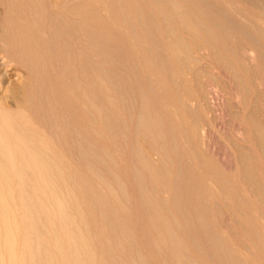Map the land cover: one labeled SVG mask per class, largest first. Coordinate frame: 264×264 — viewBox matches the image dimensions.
<instances>
[{"label": "bare ground", "instance_id": "6f19581e", "mask_svg": "<svg viewBox=\"0 0 264 264\" xmlns=\"http://www.w3.org/2000/svg\"><path fill=\"white\" fill-rule=\"evenodd\" d=\"M5 1L6 2H2L0 0V2L2 3L1 5H4L6 7L2 11V13L0 11L1 13L0 16V264H137V263L143 264V262L145 260L147 261V259H144V255H142L140 249L135 248L132 249L133 251L129 250L130 253H128L127 251V247L125 243L127 244V246H130V244L133 242L132 234L127 224V219L126 218L123 219V214H124L123 212L127 213V211H123V209H125L123 207L124 206L123 202L122 201L118 202V200L116 199V197L118 196L116 193L114 194V192H116L113 191L112 189L114 187H110L109 184L111 185V183H108L107 180L106 182L104 179L99 177V174H97L96 171L97 168L95 170L89 167L91 170L87 169L88 173L87 172L85 173L86 170L82 172L78 170L77 167L76 169L75 166L73 165H72L73 167L68 166L66 164L67 159L65 158L62 151H60V150H64V148H66V146L68 145V144L66 145L64 144L65 146H62L63 145L62 143H64L63 140H66V138L70 140V138L73 137L72 134L73 135L76 134V136L74 137H77V139L75 138L74 139L76 141L80 140L81 144L83 142L85 143V145H83L84 149L82 148L81 150L82 154L84 153L85 156V154L87 155L88 152L89 153L92 152L91 154L95 156V153H97L99 157L96 156V160L97 157L100 158L103 155H105V153H107L103 149L105 145H106L105 147L108 148L107 144H104L103 146L102 145L103 142H102V144L100 143V145L103 147H101L98 144L99 142L98 139L97 138L95 139L94 137H98L99 135L105 137L106 135L110 134V133L107 134V132H110L114 127V126L112 127L111 125L112 129L108 131V129L110 128L109 124H111L108 122L109 120L108 118L114 117L115 115L114 113H111L114 112L113 110L109 111V109L111 108L108 109L107 105L108 102L111 103L113 101L111 100L113 98L110 99V96L112 97L113 95V94L111 95V92L113 91H109V89H112V86L114 85V83L112 84V81L117 77L114 79H113L114 76L110 77L113 79L110 81L109 80L110 78L106 76L110 72V70L108 71V68H106L108 65H106V67L104 65L110 62V61L108 62V60H110L112 56V52L115 50V49L111 50L110 48L113 49L114 47L120 52L121 49H119V45L115 47V45H117L118 42L120 43V45L124 43V45H126L129 48L128 50L130 52L133 51L135 55L139 54L140 56L141 54L142 58L144 59L142 60L143 62L141 61L143 63V71L146 74L151 75L153 77V78L151 77V79H154L153 81L147 79V81L150 80V82L153 83L159 89L158 91V89L156 88L157 91L160 93V95L163 97L162 98L164 102V103L162 102L163 108H164V104L165 105L171 104V106H168L170 108L172 107L173 104H174L173 106L175 107L179 106L181 109L180 110L181 113L182 112L184 113L181 114V116L183 117V120L182 119L181 120L185 121L186 116L190 115L189 113L193 111V107L195 104L196 107L204 109L203 108L205 107L204 102H206V100L209 98L207 96V94H209L206 88L207 84H205L201 78L203 76L202 72H204L203 70L204 67L202 66L203 71L200 68L201 66L199 67V65H201L202 57L206 54L204 52L206 51V47L208 48L209 46L210 49L208 48L207 50L209 51L211 50V52H213L214 56L213 55L211 56L215 57V59L218 62L225 65L226 68L230 69V72L232 71V73L236 75V71L238 72L234 64L236 62H233V65H231L232 62L230 64L229 60L227 61V58H225L223 53L219 51L220 49L218 48V46H215L216 44L215 45L212 44L211 41H213L214 43L217 42L222 48H224L225 52L226 49L227 51L228 50L230 51L231 50L230 44L232 41L231 38L234 36L233 34L234 33L236 34V32L238 34L239 32L240 36H242L243 34L246 33L245 35L247 38V33L249 31L247 30L248 31L247 32L245 30L243 32L244 27L242 29L241 27L242 25L240 26V24H238L239 22L237 23L234 17H232L233 18L232 19L231 16L228 15L229 13H227V10H224L223 8H220L221 10H218L219 18H217L218 20H215L214 23H213L214 19L213 20L211 19L213 18L212 16L210 18L212 22L209 21V19H207L206 17H204V19H207L209 21L207 22V20L204 21L202 19L205 22V24H207L205 25L204 23H202L203 21L201 22V18L199 17L202 11L201 8L198 7L199 5L197 4L196 0L189 1V5H191V7L188 6L185 7L186 5L185 6L182 5V2L186 0H144L145 2L143 6L142 4L140 5V8H139L140 1L138 0H5ZM142 1L141 3H143ZM34 2L37 3L35 6H34ZM114 5L115 6L117 5L119 9L114 7ZM233 8L234 7H232V9ZM140 11L141 13L142 11H144L146 17H148V19L150 20L149 25L153 27V30H155L156 40L154 39L155 40L154 43L158 39H160V41L164 44V45L162 44L163 46H161L160 42L158 43V45L163 47V49L161 47L158 48V52H160L159 51L160 49L163 50L164 61H159L160 65L158 64L157 66L158 67L161 65L163 66L164 64H161V62L162 63L165 62L168 65L169 68L168 70L170 73L169 75L170 77L168 76L170 80L168 81H171L169 83L168 82L163 83V80L161 79L164 78L161 77V75L159 74L160 72L155 69V66L157 64L155 61L158 60L153 59L154 60L153 62H155L153 63L152 61H149L150 59H148V54H146V52L149 51H150L149 53L153 52V50H150L152 45H150L151 47L150 46L145 47L147 44L143 43V39L141 42L138 34L136 35L135 32L133 31V29L135 30L134 26H136L135 25L136 21L139 22L138 20H141L140 24L137 23L140 25L141 28L144 25H145L144 27H147L146 24H148V21L146 24L145 23L144 25L142 24V22H144L142 21V19L145 20L143 18L145 16H143L144 15L143 13H142L143 15H141ZM206 15H209L210 17L211 14L207 13L204 16ZM141 16L143 17L140 18ZM220 18L225 20L226 23L225 25L221 22ZM211 23L214 26L213 30H216L217 33L211 30L212 29ZM122 25H124L125 28L129 27L130 30L129 33L133 31L132 34L133 35L135 34L134 37L135 42L134 41L133 42L135 45H137L139 49H135L132 42L131 43L129 42L128 40L129 38L125 37L124 33H122L121 31ZM176 25L177 26L180 25V28H178ZM151 27L148 26L146 29L149 28L148 29L149 31L150 29H152ZM260 28L261 26L259 27V29ZM261 29L259 30L260 34H263L264 30L263 28ZM126 32H128V30H126ZM255 33L259 34L257 32ZM150 34L151 33H149V35ZM152 34L151 36H153ZM127 35L129 36V34ZM202 35L203 36L205 35L206 37L205 36L204 37L206 39ZM201 36L203 39L201 38ZM249 37L247 39H249ZM143 38L145 39V37ZM150 38L148 39L151 40ZM253 38L255 41L257 37L255 38L254 36ZM113 39L114 40L116 39L115 41L117 43H114L112 41ZM207 39L211 41L207 42ZM152 40L151 42H153ZM120 41L123 43H121ZM248 41H250V39ZM142 43L144 44V46ZM255 43H257V41L252 44L256 45ZM234 44L236 46H239V44L241 43H234ZM124 45L121 48H123ZM131 46H133L132 49ZM260 46L258 49H261L263 47L262 46L260 48ZM144 47L146 49H144ZM109 49L112 52H109L108 51ZM147 49H149V51H146ZM258 49L256 47V50ZM118 51H116V55H118L117 54ZM232 51H234V55L236 57L235 59L238 60L237 65L238 64L239 65L238 66L236 65L237 68L239 66L242 67L241 65L243 64V57L242 55L241 56L239 55L240 50H237L235 48L234 50L232 49L230 52ZM108 52H109V56L110 54L111 56L110 58L108 57L109 59L106 62L107 57H103V56H106ZM262 52L264 51L262 50ZM127 54L131 55L130 53ZM261 54L262 56L264 55L263 53H260V55ZM158 55H160V53ZM139 56H135V57L139 59L138 58ZM102 58L105 60V63L104 61L102 62L100 61L103 60ZM158 58H162V57L158 56ZM257 58H260V56ZM50 61H53V63H51ZM49 62L53 65H51ZM82 62L83 63L85 62L86 65L88 64L86 69H85L86 65L82 66L83 65ZM149 64H151L152 67ZM9 66H13L10 72H8ZM77 66L80 67L81 70L84 69L82 70L83 72L85 71L84 79L86 80L88 78L87 80H89V81L86 80L88 82L87 84L86 82L85 83L82 82V80H80V78L76 75L75 71L78 73ZM161 68L165 69L167 67L166 65L163 67H159V70L162 73L163 69L161 70ZM141 70L142 69H140L139 71ZM166 70L167 69L164 70V73L168 72ZM249 71L251 70L249 69ZM164 73L162 74L164 75ZM143 75H145L144 73L142 74V77H145ZM149 75L146 76L148 77ZM61 77H62V82L60 83ZM187 77H192L193 81L195 79V84L193 87L194 90L189 89L190 90L189 92H191L192 90V93L184 98L185 95L183 96L182 92L188 91L189 88L187 86ZM239 78L237 77V79ZM115 81L118 82L119 81L118 78ZM109 82H111L110 84L112 85H109ZM164 82L166 81L164 80ZM153 84H151V86H153ZM165 84L167 85L171 84L172 87L170 88L168 87L169 88L168 89L166 87L167 85L165 86ZM110 86L111 88H109ZM149 86L147 88H149ZM123 87L124 86H122V88ZM112 90H114L115 92L118 89L117 90L112 89ZM144 90L141 89L140 92L143 94ZM151 90L153 91L152 87ZM148 91H150V89ZM72 94L74 98H71ZM142 94L141 96L140 95L139 96L142 97ZM51 97L53 99L55 98L54 102L53 100L51 101L52 99ZM143 97L140 99H143ZM54 103L57 107L54 105ZM58 103H60L61 105ZM144 104L146 105V103ZM125 105H127V103ZM141 105L142 108L141 110L139 109L140 116L138 114L137 115V117L139 116L138 120H136L137 122H134L136 123L135 124L136 128L139 131L138 133H143L142 131L146 130L147 125L149 124V123L147 124L148 120H147V115L145 113L147 112L146 110L148 108H146L143 115L142 109L144 110V108H143V104ZM253 105L254 107L250 112L251 114L249 116V124L253 133L252 135L254 136L252 137V140L254 138L257 146L256 148H258L257 150L260 151L262 158L261 162L263 164L262 166L264 167V115L261 111L262 109L258 106L259 104H256L254 102ZM58 107L59 109L61 107V109L58 110L57 109ZM196 111L198 110L196 109ZM192 113H194V111ZM198 113L199 112H196L193 115L196 116V114ZM246 114H249V112H247ZM157 115L154 116L156 117ZM181 116L177 118L179 119L181 118ZM200 116H198V119L200 118ZM117 117H119V115ZM121 118L120 120H122ZM192 119L193 118H191L190 120L191 124L193 122ZM195 120L196 121L193 122L191 127L189 125L190 128L189 130L187 128L185 129L189 131V135H187V137L190 136V138L192 139V143L194 144L192 146H194L195 149L197 150L195 151L196 153V152H200V149L198 147L200 145V142L202 144H203L202 142L203 140L205 143L208 142L205 139L206 137L204 135L206 133L204 131H202L203 133L199 131L201 129L199 127L200 126L199 124L200 123L202 124V122H200L201 120L200 119L197 120L196 117ZM185 122L187 123V121ZM98 124L101 126V128L98 127ZM121 125L123 126V124ZM130 125L132 126V124ZM152 126H153L152 128L155 127L153 123ZM152 130L150 132H152ZM158 131H156L155 132L156 134L154 133L153 135L154 136L156 135V138H158L157 140L160 142V148L162 149L164 147L163 140L165 139H163V135H161L160 132L158 133ZM116 133L112 132L111 136L115 135ZM120 133L121 132L119 131V134ZM170 133L173 134V132ZM69 135L71 137H69ZM201 137L204 138L201 139ZM98 138L100 139V136ZM121 139H123L122 136ZM171 139L176 141V139L174 138ZM143 140L146 141V139H142V141ZM80 141H77V143L80 144L79 143ZM133 141L135 144V139ZM147 143L149 146L150 143L148 141ZM80 145H77L79 150L81 149L80 147H82V145L81 146ZM58 146L59 147L61 146V148H59ZM138 146H137L138 148L137 153L138 154L141 153L140 161L142 163L143 162L145 163L143 164L146 165L145 167L148 166L149 169H151L153 172L155 171L154 176H151V174H153L152 171H151L152 173H150V176L152 177L153 181H156L154 180L155 178L153 177H156L158 180L160 178V181L162 183V187H161L162 191L163 193L164 191L165 193H167L166 190L168 189L169 191L170 185L167 187V184L169 183L165 181H167L169 177H171L169 176L170 173L168 172L170 171V169L169 170L167 169L168 167L164 162L167 158L164 161L163 159L162 160L158 159L160 162L154 160L152 158V155L154 154L155 150H151L150 147V152L152 151L153 152L152 155L149 157L147 156L149 154V149H148L149 147L145 149L144 148L141 149V147ZM187 147L190 148V146ZM238 147H237L238 151L235 152H239L240 156L242 157V166H243L242 167L243 174H241L243 175L242 179L246 183L245 185L248 186L249 189L253 191V193L257 196V198L258 199L260 198L259 199L260 202L264 201V185L259 181V178L257 179L258 176H256L255 173L256 162H254L253 161L254 159H252L254 155L252 154L250 155L249 151L246 150V148L240 147L239 145ZM137 148L133 149L132 146L133 150H136ZM68 149L69 147L67 148V150ZM192 149L194 148L192 147ZM108 150H110V148H108ZM176 150L178 149L176 148L175 151ZM179 151L180 150L177 151V154H179L178 153ZM91 154L89 155L91 156ZM164 154L166 155L165 151ZM89 155H87L88 158L90 157ZM106 155L105 157L107 158V160L111 158V157H107ZM195 155H197V153ZM137 157L138 156H136V158ZM103 159H105L104 156ZM210 159L207 158L205 163H203L205 164L207 170L209 171L208 174L209 176L207 175V177L209 178L206 177L203 178L199 174L196 175L192 167L188 170L189 180L187 181V183H189L188 184L189 187L191 186L193 188L191 189L193 190L192 193L194 194V199H195V201H190L191 204L194 206L193 209H195V207L198 210H200L199 209L200 207H202L204 210L205 208H207L208 204L206 205L205 203L206 201H203L206 198L205 197L206 193L204 192L205 194H202L201 191H203L202 189L203 188L205 189L206 187L207 189L212 190L213 188L212 184H213V186H215L214 188L216 189H213L214 191H212V195L214 194V196L213 198L211 197V199L215 200L214 202L216 204L215 208H217V205H219L220 207V205L221 204L223 205V202H225V204H227V207L232 210L234 206H232L230 201H232L235 194L233 191H231L233 193L228 191L230 190V188L232 190L233 186L230 187L231 183L228 182L229 178L227 179V177H225L224 174L220 173L219 170L213 164L214 162L212 163ZM98 160L101 161V158ZM109 160L111 161V159ZM84 164L87 163L84 162ZM91 165L92 164L89 165L88 163L86 168H88V166ZM115 165H117V163ZM177 166L179 165L177 164ZM104 167L107 168L106 166ZM170 167H172V165H170ZM115 169L117 170L116 166ZM92 170H95L98 176L95 175V172L90 173ZM139 171H143V170H139ZM149 172H148V177H149ZM156 173L158 176L157 175L155 176ZM178 173L176 172L173 173L176 179L177 180L183 179L182 176H185V174H182L180 178L179 175H181L180 174L181 172L179 174ZM135 175L136 178L138 179L139 177L142 176V175L138 176V173ZM112 179L114 182L116 181L117 188L118 185L124 187V185H121V182L123 180L122 178H120L122 179L121 182L119 181L117 182V180H120L119 177L116 178L117 180L115 179V177ZM176 179L174 180V182H177ZM138 182L140 184V180ZM141 182L143 181L141 180ZM124 188L122 189V192L125 191ZM139 191L141 190L139 189ZM141 193H140L141 195L140 194L139 195L141 197L140 200L142 201V204L143 202L144 205L150 204V206L148 207L154 211V212L150 211L151 214L153 212L152 215L150 214L152 218L151 219L152 226L150 229L145 225L147 227L146 230L144 228V230L147 233V235L146 233L145 235L149 242V246L153 247L152 250L154 249L155 255L159 257L161 262H163L162 264H197L196 260L194 262L193 259L189 258L187 255L182 254L181 251L186 246H184V242L173 228V224L174 223L177 224L174 218L171 219L173 223L172 224L170 219H166L169 216L166 217L165 214L161 213V207L156 208L155 206L154 208L156 209V211L154 210V208H152V205L155 202L153 203L154 201L153 196L150 197L149 196L150 193L147 194L148 190L147 193L146 191L144 192V190ZM155 193L153 194L155 195ZM165 193L163 195H165ZM228 193H231L232 196H229L231 194ZM125 194H127V192ZM158 195L159 194H157V196L155 197H158ZM237 195L235 196L234 200L237 201L236 197H238V201L242 202L243 201L242 198L239 196L238 193ZM162 196H161L162 199L159 198L161 199L159 203H161V206L163 205V207L168 208L166 206L167 198L165 197L164 199V197ZM124 197H126V195ZM172 199L174 200V198ZM174 207L176 206L174 205ZM236 210H238V208L237 209L235 208V211H233L234 214L232 213V215H234V217L237 218V221H239L238 222L240 225V226L238 225L239 228H242L243 232L245 230V232H247L246 234L250 233V235L254 237L255 240L257 241L260 240L261 234L256 229L257 228L255 227L256 225H253L251 218H248L247 215H245L242 218L241 215H244V212L243 214H240V212L238 213ZM145 214L147 215V212ZM205 218L204 217L202 218L200 216V223H201L200 225L203 227L206 226L207 224ZM151 220H149L150 224H151ZM210 229L211 228H209L208 230ZM152 230L154 231L153 233ZM215 231L216 230H214V232ZM215 233L217 234V231ZM220 236L221 234L218 233V235L212 238L211 241L214 244L213 243L211 244L210 241L211 248H213L214 250V247H218L216 249L217 250L216 252H218L219 248L222 251L224 250L225 253L223 251L222 254L223 255L226 254V256L225 255L224 256L226 257V259L229 261L230 264H247V261L243 259L242 256H239V254L237 255L236 253L228 249L229 246H227L226 242L222 243L224 239L221 238ZM217 239L220 242H217ZM219 239L221 240L223 239V240L221 241ZM135 242H134V246L136 244ZM212 245L214 247H212ZM118 252H121L124 257H121L122 255L119 256L120 254L117 255L116 253ZM213 260H215V258H213ZM146 261L145 263L148 264ZM218 261L221 260H219L218 258ZM260 262L261 261H259L258 264H260Z\"/></svg>", "mask_w": 264, "mask_h": 264}, {"label": "rangeland", "instance_id": "374dc122", "mask_svg": "<svg viewBox=\"0 0 264 264\" xmlns=\"http://www.w3.org/2000/svg\"><path fill=\"white\" fill-rule=\"evenodd\" d=\"M2 2H6L5 0L3 1V0H1ZM138 1H140V3H139V8H140V5L142 4V6H143V4H144V0L142 1V0H138ZM141 1L143 2V3H141ZM187 1V2H186ZM186 1H184V2H182V5H186L185 7H191V5H189V1L190 0H186ZM197 1V4L199 5L198 7L199 8H201V11H202V13H201V15L199 16L200 18H201V22L204 20V21H206L207 19H209V21H211L212 22V20H213V23H214V21L215 20H218L217 18H219V15H218V13H219V11L218 10H221L220 8H223L224 10H227V13H229L228 15H230L231 16V18L232 17H234L235 18V20H236V22L238 23V24H240V26L242 27V29H243V27H244V29H243V32L246 30H248L247 32L249 33V35H248V33H247V38L250 36V35H253V36H250L249 37V39H250V41H248L249 39H247L246 38V33L245 34H243V35H245V36H240V33L238 32V34H237V32H236V34L234 33L233 35V37L231 38V44H230V49L232 50H234L235 48L237 49V50H240L239 51V55L241 56L242 55V57H243V64L241 65L242 67H238L237 68V66L239 65H237V62H238V60H236L235 58V55H234V51H232V52H230L229 50L227 51V49H226V52L224 51V48H222L217 42L216 43H214L213 41H211V40H208L207 39V42H210L211 41V43L212 44H216L215 46H218V48L220 49L219 51L220 52H222L223 53V55L225 56V58H227V61L229 60V62H230V64H231V62H232V64L231 65H233V62H236V63H234L235 64V67H236V70H238V72L236 71V75H238V76H236V75H234L233 73H232V71L230 72V69L229 68H226V66L225 65H223L222 63H220V62H218L216 59H215V57H213L214 55H213V52H211V50L209 51V50H207L208 48H209V46H208V48L206 47V51H204L206 54L205 55H207V56H203L202 57V61H201V65H199V67L201 68V70L203 69V67H204V72H202L203 74V76L201 77L202 78V81L205 83V84H207V86L209 87H207L206 86V88H207V90H208V92H209V94H207V96L209 97H207L208 99L206 100V102H204L205 103V107H203L204 109H202V108H198V107H196V104L194 105V107H193V111H194V113H196V112H199L198 114H196V116H194L193 114L194 113H189L190 115H185L186 116V119H185V121H187V123L185 122V121H182L183 120V117L181 116V114L183 113H181V109H180V107L179 106H173L172 105V107H175V108H170V107H168V106H171V104L170 105H165L164 104V108H163V97L160 95V93L158 92L159 91V89L153 84V83H151L150 82V80L151 81H153L154 79H151V75H149V74H146L144 71H143V61L142 60H144L143 58H142V56H141V54H140V56H139V54H137V55H135L134 53H133V51L132 52H130L128 49V47L126 46V45H124V43L123 42H121V43H123L122 45H120V43L118 42H116L114 39L112 40L114 43H117V45H115V47L116 46H118L119 45V49H121L120 50V52L116 49V48H114L113 47V49L112 48H110L111 50H114L113 52L112 51H110V49L108 50L109 52H112V56H111V54H110V56H111V58H110V56H109V52H108V56L106 55V56H103V57H107V59H106V62H107V60L110 58V60H108V62L109 63H106L104 66L106 67V65H108L106 68H108V71L110 70V72L106 75L108 78H110V77H113V79L114 78H118V82L117 81H115V80H117V78L116 79H112V78H110L109 80L111 81V80H113L112 81V84L114 83V87L112 86V89H115V90H117V91H115L114 92V90H112V89H109V91H113V92H111V95H112V97L110 96V99L111 98H113V99H111V100H113L111 103H109L108 102V109L109 108H111V109H109V111H114V112H111V113H114V115H112V114H110V115H112V116H114V117H110V118H108L109 120H108V122L109 123H111V124H109L110 126V128L108 129V131H110V129H112V127H113V129L110 131V132H107V134H109L110 136L112 135L111 133L112 132H114V133H116L115 135H113V136H111V139H113V140H111L110 139V136L109 135H106L105 137H107V138H105V137H103V136H101V135H99L100 136V139L98 138V137H94L95 139L97 138L98 139V144L100 145V143L102 144V142H103V146H104V144H107V146H108V148H110V150H108V148L107 147H105L104 146V151H106L107 153H105V155L107 156V157H111V158H109V159H111V161L109 160H107V158L105 157V155H103V154H101V155H103L104 156V158L106 159V161H105V159H103V156L102 157H100L101 158V161L100 160H98V159H100V158H98L99 157V155L97 154V153H95V156L94 155H92L91 153H89V154H91V156L87 153V155H89L90 157L88 158V156L85 154V156H84V153L82 154V152H81V150H82V148H83V145H85V143L83 142L82 144H81V141L80 140H77V141H80L79 143L82 145V147H80L81 145L80 144H78L77 143V141L75 140V139H77V137H74V136H76V134H72V138H70V140L69 139H67L66 138V140H63L64 141V143H62L63 145L62 146H65L66 144H68L67 146H66V148H64V150H60V151H62V153L64 154V156H65V158L67 159V161H66V164L68 165V166H75V168L77 167L78 168V170H80V171H82V172H84V170H86L85 171V173L87 172V169H89V170H91L89 167H91L92 169H95L96 170V168H97V174H99V177L100 178H102V179H104L105 181L107 180L108 181V183H111V185L109 184V186L110 187H114V188H112L113 189V191H116V192H114V194L116 193L117 194V196L118 197H116V199L118 200V202H120V201H122L123 202V204H124V208L125 209H123V211H127V213L126 212H123L124 214H123V219H127V224H128V226H129V228H130V231H131V234H132V243L130 244V246H127V244L125 243V245H126V247H127V251H128V253H130L129 252V250L131 251L132 249H140L141 250V252H142V255H144V259H147V263L148 264H162L163 262H161V260L159 259V257H157L156 255H155V252H154V249L152 250V248L153 247H151V246H149V242H148V240H147V237H146V235H147V233H146V228L147 227H149L150 229H151V226H152V218H151V216H150V211H153V210H151L148 206H150V204L148 205H144V202H143V204H142V201L140 200V195L142 194L141 192L144 190V192L146 191V193H147V190H148V193L147 194H149V196L150 197H152L153 196V205H152V208H154L155 206H156V208H160L161 207V213H163V214H165L166 215V217H168V218H166V219H170V221H171V223H172V220L171 219H173L174 218V220L176 221V223L177 224H175V227H174V224H173V228H174V230H175V232L179 235V237L182 239V241L184 242V246H186V247H184L183 249H182V254L183 255H187L189 258H191V259H193V261L195 262V260H196V263L197 264H227V263H229V261L226 259V254H222V252L224 251H222L220 248L218 249V252H216L217 250V248L218 247H214L213 245H212V247H214V250H213V248H211V244L213 243L211 240H212V238H214L216 235H218V233H220L221 234V238H223L222 240H223V242L222 243H224V242H226V244H227V246H229L228 247V249H230L231 251H233L234 253H236L237 255L239 254V256H242V258L243 259H245L246 261H247V264H258L259 263V261H261L260 262V264H264V201H261L260 202V198L258 199L257 198V196L253 193V191L251 190V189H249V187L248 186H246L245 184V182L243 181V179H242V177H243V175H241V174H243V171H242V157L240 156V154H239V152H235V151H238L237 150V147H238V145L240 146V147H244V148H246V150H248L249 151V154L251 155H254L253 157H252V159H254L253 161L254 162H256L255 164L258 166H256L255 165V169H256V176H258L257 177V179L259 178V181L264 185V167L262 166L263 164H262V162H261V154H260V151L259 150H257L258 148H256L257 146H256V143H255V140H254V138H253V140H254V143H253V140H252V137H254L252 134V130H251V127H250V124H249V116H250V112L252 111V109H253V107H254V102L256 103V104H259L258 106L262 109L261 111H262V113H263V115H264V55L262 56V54L260 55V53H263L264 54V52H262V50L264 51V49H263V47H264V41H263V39H264V32H263V34H260V29L261 28H263V30H264V0L262 1V0H196ZM246 1H247V3H246ZM220 2H222V3H220ZM261 2V3H260ZM262 2H263V4H262ZM186 3V4H185ZM229 4V6H228V4ZM254 3V4H253ZM258 3V4H257ZM2 3L0 2V8H1V13H2V11L6 8L4 5H1ZM4 4V3H3ZM37 3L36 2H34V6L36 5ZM220 4V5H219ZM253 4V5H252ZM113 6V5H112ZM142 6H141V9H142ZM230 6H231V9H232V7H234L232 10L230 9ZM114 7H116L117 9H119V7L116 5H114ZM229 9H228V8ZM260 8V9H259ZM114 9V8H113ZM259 9V10H258ZM216 10V11H215ZM231 10V11H230ZM114 11V10H113ZM258 11V12H257ZM1 13H0V16H1ZM140 13H141V11H140ZM144 15H143V14ZM142 13H141V15H143V16H145L146 17V14L144 13V11H142ZM211 14L210 15V17H209V15H206V16H204L205 14ZM105 16V15H104ZM143 16H141L140 18H142ZM211 16L213 17V18H211ZM143 17L145 20H143L142 19V21H144V22H142V24L144 25V23L146 24L147 23V21H148V24H146V26L148 27H151L149 24H150V20L148 19V17ZM204 17H206L207 19H204ZM212 20H211V19ZM237 18V19H236ZM203 19V20H202ZM221 19V18H220ZM233 19V18H232ZM138 20V19H137ZM139 22H137L136 21V26H134V28H135V30L133 29V31L135 32V34L137 35L138 34V36L140 37V40H141V42H142V39H143V43H146L147 45L145 46V47H148V46H150V45H152V47H153V45H154V47H153V49H152V47L150 48V50H153V52H151V53H149L150 51H149V49H147L146 51H149V52H146V54H148V59H150L149 61H154L153 59H155V60H158V61H155L157 64H156V66H155V69L156 70H158L160 73V75H161V77H163L164 79H161V80H163V83H169V82H171V81H168V80H170V73H169V68H168V65L164 62V63H162L161 62V64H164L163 66H165L166 65V67L167 68H165V69H167L166 71H168L167 73H164V68H161V70H162V73H164V75L161 73V71L159 70V67H163L162 65L161 66H157L158 64L160 65V62L159 61H164V56H163V47H161V46H163L164 44L160 41V39H158L155 43H154V41L156 40L155 38V30H153V27H151L152 29H150L149 31H148V29H146L147 27H140V23H141V20H138ZM146 21V22H145ZM202 22V23H204L205 24V22ZM208 20H207V22H209ZM221 22L225 25L226 23H225V20H223V19H221ZM242 22H244V23H242ZM137 23H139V24H137ZM142 24H141V26H142ZM212 24V23H211ZM138 25V26H137ZM205 25H207V24H205ZM258 25H259V27L261 26V28L259 29V27H258ZM177 26V25H176ZM209 26H210V23H209ZM124 27V25H122V27H121V31H122V33H124V35H125V37H127V38H129L128 40H129V42L131 43L132 42V44L134 45V48L135 49H139L138 47H137V45H135L134 44V42H135V39H134V37H135V34L133 35L132 34V32L133 31H131L130 33H129V27H127V28H123ZM178 28H180V25H178L177 26ZM211 27H212V29L211 30H213L214 28V26H213V24L211 25ZM250 27V28H249ZM210 28V27H209ZM124 31H123V30ZM126 30H128V32H126ZM262 30V29H261ZM138 31V32H137ZM143 31H144V33H143ZM214 32H216L217 33V31L216 30H213ZM212 31V32H213ZM137 32V33H136ZM255 32H257V33H259V34H256ZM126 33V34H125ZM140 33V34H139ZM149 33H153L152 35L153 36H151V34L149 35ZM127 34H129V36L127 35ZM130 34H132V35H130ZM127 35V36H126ZM148 35H149V37H148ZM260 35V36H259ZM131 36V37H130ZM150 36H151V38H150ZM203 36V35H202ZM202 36H201V38H202ZM205 36V35H204ZM203 36V37H204ZM255 36V41H254V37ZM143 37H145V39L143 38ZM150 38L153 42H151V40H149L148 38ZM154 37V38H153ZM206 37V36H205ZM204 37V38H205ZM244 37V38H243ZM261 37H262V40H261ZM236 38V39H235ZM252 38H253V41H252ZM131 39V40H130ZM155 39V40H154ZM203 39V38H202ZM206 39V38H205ZM257 39H260V40H257ZM87 40V39H86ZM147 40H149V41H147ZM242 40V41H241ZM134 41V42H133ZM257 41V43H255L256 45H254V44H252V43H254V42H256ZM258 41H260V42H258ZM148 42H150V43H152V44H150V43H148ZM160 42V45H158V43ZM206 42V41H205ZM142 43V44H143ZM232 43H233V45H234V47H233V45H232ZM234 43H241V44H239V46H236ZM249 43H251V44H249ZM258 43H259V45H258ZM163 44V45H162ZM218 44V45H217ZM124 45V47L123 48H121L122 46ZM156 45V46H155ZM245 45V46H244ZM258 45V46H257ZM261 45V46H260ZM143 46H144V44H143ZM159 46V47H158ZM206 46H207V44H206ZM247 46V47H246ZM259 46H260V48L261 49H258L259 48ZM144 47V49H146ZM162 48V49H160L159 51L160 52H158V48ZM256 47H257V49L258 50H256ZM118 48V47H117ZM133 48V46H131V49ZM210 49V48H209ZM254 51H253V50ZM162 50V51H161ZM247 50H248V52H247ZM116 51H118L117 52V54L118 55H116ZM252 51V52H251ZM259 51H260V53H259ZM157 52V53H156ZM257 52V53H256ZM127 53H130L131 55H133V56H131V55H129V54H127ZM160 53V55H158ZM259 53V54H258ZM145 54V55H146ZM152 54V55H151ZM161 54H162V56H161ZM233 54V55H232ZM256 54V55H255ZM150 55V56H149ZM160 56V57H162L163 58V60H162V58H158V56ZM211 55H213V56H211ZM222 55V54H221ZM232 55V56H231ZM243 55H245V56H243ZM255 55V56H254ZM260 56V58H257V57H259ZM135 56H139L138 58L139 59H137V57H135ZM156 56V57H155ZM234 56V57H233ZM247 56V57H246ZM263 58H262V57ZM109 57V58H108ZM119 57V58H118ZM122 57V58H121ZM135 59H134V58ZM206 57V58H205ZM142 58V59H141ZM146 58V57H145ZM152 58V59H151ZM254 58V59H253ZM257 58V59H256ZM103 59V58H102ZM135 61H134V60ZM113 60V61H112ZM117 60V61H116ZM147 60V59H146ZM247 60V61H246ZM101 62L102 61H104V63H105V60L103 59V60H100ZM128 61V62H127ZM142 61V62H141ZM51 63H53V61H50ZM49 62V63H50ZM115 62V63H114ZM118 62V63H117ZM141 62V63H140ZM155 62H153V63H155ZM50 63V64H51ZM83 63V62H82ZM81 63V64H82ZM133 63V64H132ZM150 63V62H149ZM80 64V63H79ZM141 64H142V66H141ZM245 64V65H244ZM51 65H53V64H51ZM77 65H78V63H77ZM84 65H86V63L84 62L83 63V65L82 66H84ZM136 65V66H135ZM140 65V66H139ZM150 66H151V64H149ZM237 65V66H236ZM88 66V64L85 66V69H86V67ZM203 66V67H202ZM206 66V67H205ZM245 66V67H244ZM12 67L13 66H9L8 67V72H10V70L12 69ZM152 67V66H151ZM153 67H154V64H153ZM157 67V68H156ZM234 67V66H233ZM234 67V68H235ZM248 69H247V68ZM241 68H243V69H241ZM77 69H78V73L75 71V73H76V75L80 78V80H82V82H86V84L88 83L87 81H89V80H85L84 78H85V71L83 72L82 70H84V69H82L81 70V68L80 67H78L77 66ZM76 69V70H77ZM140 69H142L141 71H139ZM246 69V70H245ZM249 69L251 70V71H249ZM81 70V71H80ZM135 70V71H134ZM202 70V71H203ZM248 71V72H247ZM81 72H82V74H81ZM112 72V73H111ZM139 72V73H138ZM206 72V73H205ZM92 73V72H91ZM144 73L145 75H143V76H145V77H142V74ZM211 75H210V74ZM237 73H239V74H237ZM166 74V75H165ZM206 76H205V75ZM209 74V75H208ZM109 75V76H108ZM146 75H149L148 77L146 76ZM232 75H234V76H232ZM132 76H133V78H132ZM169 76V77H168ZM239 76H240V78H239ZM147 77V78H146ZM169 79H168V78ZM204 77H206V78H204ZM237 77L239 78V79H237ZM138 78V79H137ZM153 78V77H152ZM167 78V79H166ZM134 79V80H133ZM147 79H150V80H148L147 81ZM142 80V81H141ZM164 80L166 81V82H164ZM239 80V81H238ZM115 81V82H114ZM121 81H122V83H121ZM207 81H208V83H207ZM215 81V82H214ZM62 82V77H61V81H60V83ZM149 82V83H148ZM239 82V83H238ZM111 82H109V85H112V84H110ZM153 84V86H151V84ZM119 84V85H118ZM139 84V85H138ZM194 84H195V79H194V81H193V79H192V77H187V86L189 87L188 88V91H183L182 92V94H183V96H184V98L185 97H187V95H189V94H191L192 93V90H194L193 89V87H194ZM263 84V85H262ZM141 85V86H140ZM150 85V86H149ZM167 84H165V86H166ZM168 85H170V86H168ZM166 87L168 88H170V87H172L171 86V84H168ZM122 86H124L123 88H122ZM149 86V88H147ZM117 87V88H116ZM121 87V88H120ZM151 87H152V89H153V91L151 90ZM154 87H155V89H154ZM246 87V88H245ZM109 88H111V86L109 87ZM125 88V89H124ZM141 88L142 90H144V92H143V94L140 92L141 91V89L139 90V89ZM158 89V91H157V89ZM168 88V89H169ZM213 88V89H212ZM150 89V91H148ZM189 89H192L191 90V92H189L190 90ZM210 89H211V91H210ZM247 91H246V90ZM138 91H139V93H138ZM152 91V92H151ZM94 92V91H93ZM158 92V93H157ZM212 92V93H211ZM216 95H214V94ZM94 94V93H93ZM116 94V95H115ZM118 94V95H117ZM141 94H142V97H143V99H140V98H142V97H140L141 96ZM211 94V95H210ZM140 95V96H139ZM156 95V96H155ZM258 95H259V97H258ZM94 96V95H93ZM147 96V97H146ZM212 96V97H211ZM71 97V96H70ZM217 97V98H216ZM258 97V98H257ZM52 98V97H51ZM71 98H74L73 97V94H72V97ZM124 98V99H123ZM55 99V98H54ZM54 99L52 98L51 99V101L53 100V102H54ZM148 99V100H147ZM160 99V100H159ZM162 99V100H161ZM259 99V100H258ZM114 100H116V101H114ZM122 100V101H121ZM127 100V101H126ZM142 100V101H141ZM217 100V101H216ZM258 100V101H257ZM118 101V102H117ZM56 102V101H55ZM116 102H117V104H116ZM120 102H121V104H120ZM163 102V103H162ZM124 103V104H123ZM127 103V105H125ZM144 103H146V105L144 104ZM157 103V104H156ZM58 104H60V103H58ZM57 104V105H58ZM119 104V105H118ZM141 104H143V108H144V110L142 109V111H143V115H144V111L146 110V108H148L146 111L147 112H145L146 113V115H147V120H148V122H147V128H146V130H144V131H142L143 133H138L139 131H138V129L136 128V123H134V122H137L136 120H138V117L140 116V112H139V109L141 110ZM54 105H55V103H54ZM61 105V104H60ZM213 105V106H212ZM220 105V106H219ZM56 106V105H55ZM59 106V105H58ZM110 106V107H109ZM140 106V107H139ZM145 106V107H144ZM57 107V106H56ZM168 107V108H167ZM178 107H179V109H178ZM218 107V108H217ZM220 108V109H219ZM248 108H249V110H248ZM58 110H60L61 109V107H60V109H59V107L57 108ZM166 109H167V111H166ZM196 109L198 110V111H196ZM208 109V110H207ZM138 110V111H137ZM153 110V111H152ZM156 111V112H155ZM196 111V112H195ZM153 112V113H152ZM159 112V113H158ZM162 112V113H161ZM176 112H178V113H176ZM222 112V113H221ZM247 112H249V114H246ZM110 113V112H109ZM200 113H202V114H200ZM139 114V116L137 117V115ZM157 115L156 117L154 116V115ZM160 114V115H159ZM163 114V115H162ZM184 114V113H183ZM194 116H192V115ZM109 115V116H110ZM119 115V117H117ZM121 115V116H120ZM123 115V116H122ZM145 115V116H146ZM150 116V118H149V116ZM162 115V116H161ZM181 116V118H177V117H179V116ZM203 117H201V116ZM207 115V116H206ZM246 115V116H245ZM108 116V117H109ZM134 116V117H133ZM190 116H192V117H190ZM198 116H200V122H202V124L200 123L199 125V127L201 128H199L200 130V132H202V131H204L206 134H204L205 135V139L207 140V142L208 143H205L204 142V140L202 141L203 142V144L200 142V145L198 146L199 147V149H200V152H196L197 153V155H195L196 153H195V151H197L196 149H195V147L194 146H192V145H194L193 143H192V139L190 138V136L189 137H187V135H189V131H187V129L189 130L190 128H189V125H190V127H191V125L193 124V122L194 121H196L195 120V117H196V119L197 120H199L198 119ZM122 117V118H121ZM124 117V118H123ZM126 117H127V119H126ZM129 117V118H128ZM115 118V119H114ZM120 118L122 119V120H120ZM131 118V119H130ZM160 118V119H159ZM166 118H167V120H166ZM191 118H193L192 119V124H191ZM247 120H246V119ZM117 119V120H116ZM126 121H125V120ZM146 119V118H145ZM155 119V120H154ZM157 119V120H156ZM161 119H162V121H161ZM180 121L181 119V121L179 122L178 120ZM207 119V120H206ZM114 120V121H113ZM124 120V121H123ZM174 120V121H173ZM203 120H204V122H203ZM156 121V122H155ZM166 121V122H165ZM131 122V123H130ZM181 122H183V123H181ZM185 122V123H184ZM118 123V124H117ZM150 123H151V125H150ZM152 123H153V125L155 126L154 128H152L153 126H152ZM114 124V125H113ZM121 124H123V126H124V128H123V126L121 125ZM130 124H132V126L130 125ZM171 124V125H170ZM111 125H112V127H111ZM115 125H116V127H115ZM131 126V127H130ZM135 126V127H134ZM158 126V127H157ZM98 127H100L101 128V126L98 124ZM119 127V128H118ZM162 127V128H161ZM171 127H173V128H171ZM100 128H99V130H100ZM127 128V129H126ZM130 128V129H129ZM155 128H156V131H158V133L160 132L161 133V135H163V139H165V140H163V143H164V147L163 148H166V149H163L165 152H166V155L164 154V151L160 148V142L157 140L158 138H156V135L154 136L153 134L156 132L155 131ZM182 128H183V130H182ZM185 128H187V129H185ZM121 129V130H120ZM125 129H126V131H125ZM134 129H135V131H134ZM155 131H153V130ZM172 131H171V130ZM152 130V132H150ZM161 130V131H160ZM174 130V131H173ZM119 131L121 132L120 134H119ZM185 133H184V132ZM187 131V132H186ZM49 132V131H48ZM147 132V133H146ZM170 132H173V134L172 133H170ZM181 132V133H180ZM132 133V134H131ZM145 133V134H144ZM203 133V132H202ZM141 134V135H140ZM143 134H144V136H145V138H144V136H143ZM156 134V133H155ZM173 135V137H172V135ZM180 134H182L183 135V137H182V135H180ZM71 135V134H70ZM69 135V137H71ZM93 135V134H92ZM123 137V139H121V136ZM137 135V136H136ZM180 135V136H179ZM203 135V136H204ZM67 136H68V133H67ZM95 136V135H94ZM97 136V135H96ZM114 136H115V138H114ZM119 137V138H117V137ZM124 136H125V138H124ZM142 136V137H141ZM147 136V137H146ZM153 136V137H152ZM200 136H202V135H200ZM68 137V138H69ZM103 137V138H102ZM113 137V138H112ZM136 137V138H135ZM151 137V138H150ZM179 137H181V138H179ZM185 137V138H184ZM75 138V139H74ZM133 138V139H132ZM146 139V141L145 140H143L142 141V139ZM154 138V139H153ZM171 138H174V139H176V141H174L173 139H171ZM183 138V139H182ZM189 138V139H188ZM204 137H201V139H203ZM80 139V138H79ZM118 139H120V140H118ZM125 139V140H124ZM135 139V144L138 146V147H141V149L142 148H148L149 149V154L147 155V156H151L152 155V152H150V147H151V150H155V152H154V156L152 155V158L154 159V160H157V161H159L158 159H160V160H162L163 159V161L165 162V164L167 165V169L169 170L170 169V171L172 172V171H174V172H170V171H168L167 173L169 174V176H171V177H169V179H168V177H167V181H165V182H167V183H169V184H167V187L169 186V191H168V189L166 190V192L167 193H165V191H164V193H165V195H163L164 193H163V191H162V183H161V181H160V178H159V180L156 178V177H153V178H155L154 180H156V181H153V179H152V177L151 176H154V173H155V171L153 172L151 169H149V167L147 166V167H145L146 165H143V164H145L144 162L142 163L141 161H140V159H141V156H140V154L141 153H137V150H138V148H137V146L134 144V140ZM141 139V140H140ZM153 139V140H152ZM71 140H72V143H71ZM115 140V141H114ZM186 140V141H185ZM205 140V141H206ZM56 141V140H55ZM76 141V142H75ZM97 141V140H96ZM142 141V142H141ZM147 141L150 143L149 144V146H148V143H147ZM154 141V142H153ZM169 141V142H168ZM186 143H185V142ZM60 142H62V141H60ZM66 142V143H65ZM115 142V143H114ZM97 143V142H96ZM174 143H176V144H173ZM185 143V144H184ZM192 143V144H191ZM56 144H58V143H56ZM65 144V145H64ZM114 144V145H113ZM146 144V145H145ZM178 144V145H177ZM187 144V145H186ZM191 144V145H190ZM207 144V145H206ZM77 145H80L79 147L81 148L80 150H79V148H78V146ZM117 145V146H116ZM121 145V146H120ZM135 145V146H134ZM168 145V146H167ZM186 145V146H185ZM202 145V146H201ZM205 145H206V147H205ZM101 146V145H100ZM103 146H101V147H103ZM110 146V147H109ZM132 146H133V149L134 148H137L136 150H133L132 149ZM175 146H176V148L178 149V150H180L178 153L179 154H177V151L178 150H176L175 151ZM183 146V147H182ZM187 146H190V148L189 147H187ZM194 148V149H192V147ZM59 147V146H58ZM69 147V152H68V150H67V148ZM76 147V148H75ZM235 147H236V149H235ZM59 148H61V146L59 147ZM107 148V149H106ZM116 148V149H115ZM160 148V149H159ZM239 148V147H238ZM78 149V150H77ZM84 149V148H83ZM117 149H119V150H117ZM190 149V150H189ZM193 151H192V150ZM202 149V150H201ZM208 149V150H207ZM157 150V151H156ZM189 150V151H188ZM204 150V151H203ZM206 150V151H205ZM136 152V153H133V152ZM160 151H162V152H160ZM188 151V152H187ZM192 151V152H191ZM203 151V152H202ZM247 151V152H248ZM95 152V151H94ZM108 152H110V153H108ZM176 152V153H175ZM70 153V154H69ZM132 153V154H131ZM156 153V154H155ZM159 153V154H158ZM192 155H191V154ZM205 153V154H204ZM83 155V158H82V155ZM94 154V153H93ZM97 154V155H96ZM134 154V155H133ZM136 154V155H135ZM215 154V155H214ZM236 154H238V155H236ZM259 154V155H258ZM110 155V156H109ZM181 155V156H180ZM207 155H208V157H207ZM218 155V156H217ZM96 156H98L97 157V160H96ZM122 156V157H121ZM135 158H134V157ZM136 156H138L137 158H136ZM200 156V157H199ZM238 156V157H237ZM71 157V158H70ZM84 157H86V158H84ZM91 157H93V158H91ZM161 157V158H160ZM176 157V158H175ZM186 157V158H185ZM204 157H206V158H204ZM240 157V158H239ZM259 157V158H258ZM113 158V159H112ZM122 158V159H121ZM139 158V159H138ZM179 158V159H178ZM182 160H181V159ZM210 159V161L215 165V167L219 170V172L220 173H222V174H224V176L225 177H227V179H228V182H230L231 183V185H230V187H232L233 186V189L231 190V188H230V190L228 191V192H231V191H233L234 192V198H235V196L237 195V193L239 194V196L242 198V202L241 201H238V197H236L237 199V201H235L234 200V198L232 199V201H230V203L232 204V206H234L233 207V209L231 210V209H229L228 207H227V204H225V202H223V205H222V207H221V205H220V207H219V205H217V208H215L216 206V204L214 203L215 202V200L214 199H211V197L213 198V196H214V194L212 195V191H214L213 189H216V188H214L215 186H213V184H212V190H209V189H207V187L204 189H202L203 191H201L202 192V194H205L206 193V195H205V199L203 200V201H206L205 203H206V205L208 204V206H207V208H205V210L202 208V207H200L199 209L200 210H198V209H196V207H195V209H193L194 208V206L191 204V202L190 201H195V199H194V194L192 193L193 192V188L190 186L189 187V183H187V181L189 180L188 178V170L192 167L193 168V170H194V172H195V174L196 175H201L203 178L204 177H206V178H209V177H207V175L209 174V171L207 170V168H206V166H205V164H203V163H205V161H206V159ZM115 159V160H114ZM173 159V160H172ZM257 159V160H256ZM138 160V161H137ZM172 160V161H171ZM237 160V161H236ZM259 160V161H258ZM96 163H95V162ZM100 161V162H99ZM113 161H114V163H113ZM156 161V162H157ZM84 162L85 163H89V165L90 164H92L91 166H88V168H86V166H87V164H84ZM160 162V161H159ZM167 162V163H166ZM171 162V163H170ZM181 162V163H180ZM184 162V163H183ZM117 163V165H115ZM170 163V164H169ZM70 164V165H69ZM106 166L107 168H105L104 166ZM177 164L179 165V166H177ZM93 165H95V166H93ZM102 165V166H101ZM170 165H172V167H170ZM182 165V166H181ZM188 165V166H187ZM192 165V166H191ZM72 166V167H73ZM93 166V167H92ZM115 166H116V168H117V170L115 169ZM123 166V167H122ZM204 166V167H203ZM241 166V167H240ZM81 167V168H80ZM127 167V168H126ZM129 167V168H128ZM135 167V168H134ZM76 168V169H77ZM146 168H148V169H146ZM173 168V169H172ZM177 168H178V170L179 169H181V170H179V173L181 174V175H179V177L181 178V176H182V174H185V172H186V174H185V176H182L183 177V179H180V180H177L176 179V177H175V175L173 174V173H178V170H177ZM205 168V169H204ZM239 168V169H238ZM241 168V169H240ZM138 169V170H137ZM166 169V170H167ZM186 169V170H185ZM95 170H92L90 173H93V172H95ZM106 170V171H105ZM109 170V171H108ZM131 170V171H130ZM139 170H143V171H139ZM112 171H113V173H112ZM133 171V172H132ZM136 171V172H135ZM139 171V172H138ZM150 171V172H149ZM153 172V174H151V176H150V173H152ZM208 171V172H207ZM239 171V172H238ZM99 172V173H98ZM148 172H149V177H148ZM183 172V173H182ZM88 173V172H87ZM125 173H126V175H125ZM132 173H134V174H132ZM138 173V176L140 175H142L141 177H142V179H141V177H139V179L138 178H136V175L135 174H137ZM140 173V174H139ZM142 173H144V174H142ZM178 173V174H179ZM239 173V174H238ZM96 174V172H95V175H97ZM110 174V175H109ZM112 174V175H111ZM114 174V175H113ZM129 174H130V176H129ZM173 174V175H172ZM133 175V176H132ZM157 175V173L155 174V176ZM98 176V175H97ZM103 176V177H102ZM115 177V179L116 178H118L119 177V179L120 178H122V179H120V180H117V182L119 181V182H121V180H122V182H121V185H124V187L122 186H120V185H118V188H117V183H116V181L114 182L113 181V179L112 178H114ZM158 176V175H157ZM209 176V175H208ZM223 176V175H222ZM238 176H239V178H240V180H239V178H238ZM106 177V178H105ZM133 177V178H132ZM150 177H151V179H150ZM175 177V178H174ZM224 177V178H225ZM136 178V179H135ZM171 178V179H170ZM174 178V179H173ZM145 179V180H144ZM150 179V180H149ZM177 180V182H174V180ZM140 180V184H139V181ZM141 180L143 181V182H141ZM106 181V182H107ZM113 181V182H112ZM158 181V182H157ZM179 181V182H178ZM184 181V182H183ZM186 181V182H185ZM153 182H155V183H153ZM174 182V183H173ZM152 183V184H151ZM177 183V184H176ZM180 183V184H179ZM244 183V184H243ZM119 184V183H118ZM151 184V185H150ZM137 185V186H136ZM161 185V186H160ZM175 185V186H174ZM177 185V186H176ZM244 185H245V187H244ZM146 188H144V187ZM150 186V187H149ZM157 186V187H156ZM119 187H120V189H119ZM142 187V188H141ZM175 187V188H174ZM124 188V190L125 191H123L122 192V189ZM192 188V189H191ZM139 189L141 190V191H139ZM156 189V190H155ZM177 189H179V190H177ZM229 189V188H228ZM136 190V191H135ZM154 190H155V192L157 193V194H159L158 195V197H155V196H157V194L154 192ZM207 190V191H206ZM179 191V192H178ZM252 191V192H251ZM127 192V194H125ZM205 192V193H204ZM233 192H231V193H233ZM123 193V194H122ZM141 193V194H140ZM153 193H155V195L153 194ZM163 195H161V194ZM177 195H176V194ZM179 193V194H178ZM231 193H228V194H231ZM126 195V197H124L125 195ZM140 194V195H139ZM122 195V196H121ZM124 195V196H123ZM162 197H164V199H165V197L167 198L166 200H167V202H166V206L169 208H165V207H163V205L161 206V203H159V201H161V196ZM176 195V196H175ZM134 196V197H133ZM208 196V197H207ZM229 196H232V194L231 195H229ZM238 196V195H237ZM256 196V197H255ZM155 197V198H154ZM179 198V201H178V198ZM190 197V198H189ZM125 198V199H124ZM131 198V199H130ZM159 198H161V199H159ZM172 198H174V200L172 199ZM123 199V200H122ZM159 199V200H158ZM230 199H231V197H230ZM133 200V201H132ZM156 200H158V201H156ZM165 200V201H166ZM169 200V201H168ZM140 201V202H139ZM172 201V202H171ZM174 201H176V202H174ZM189 201V202H188ZM208 201V202H207ZM211 201V202H210ZM247 203H245V202ZM254 201V202H253ZM121 202V203H122ZM179 204H178V203ZM239 202V203H238ZM241 202V203H240ZM160 205H159V204ZM168 203V204H167ZM172 203V204H171ZM175 203V204H174ZM263 203V204H262ZM125 204H126V206H125ZM134 204V205H133ZM142 204V205H141ZM156 204V205H155ZM178 204V205H177ZM253 204V205H252ZM257 204V205H256ZM143 205H144V207H143ZM165 205V204H164ZM174 205L176 206V207H174ZM181 205V206H180ZM205 205V206H206ZM191 206V207H190ZM256 206V207H255ZM260 207V209H261V211H260V209H259V207ZM142 207V208H141ZM146 207H148V208H146ZM174 207V208H173ZM178 207V208H177ZM250 207V208H249ZM177 208V209H176ZM202 208V209H201ZM209 208V209H208ZM215 208V209H214ZM231 208V207H230ZM235 208L237 209L238 208V210H236L238 213L240 212V214H243V212H244V215H241L242 216V218L245 216V215H247L248 216V218H251V221H252V223H253V225H256L255 227H257L256 229L259 231V233L261 234V239L260 240H255V238L254 237H252L251 235H250V233H248V234H246L247 232H245V230H244V232H243V230H242V228H239V221H237V218H235L234 217V215H232V213L234 214V212L233 211H235ZM165 209V210H164ZM169 211H168V210ZM129 210V211H128ZM154 210L156 211V209L154 208ZM157 210H159V209H157ZM240 210V211H239ZM242 210V211H241ZM251 210V211H250ZM145 211V212H144ZM168 211V212H167ZM180 211V212H179ZM200 211H203V212H200ZM216 211V212H215ZM232 211V212H231ZM256 211V212H255ZM147 212V215L145 214ZM154 212V211H153ZM153 212H152V214H153ZM195 212V213H194ZM199 212V213H198ZM207 212V213H206ZM247 213V214H246ZM126 214V215H125ZM145 214V215H144ZM151 214V215H152ZM195 214V215H194ZM250 214V215H249ZM128 215V216H127ZM198 215V216H197ZM233 217H232V216ZM262 215V216H261ZM200 216L203 218H205V220H206V222H207V224H209V225H207L206 224V226H201L200 224ZM192 217V218H191ZM208 217V218H207ZM150 218V219H149ZM263 218V219H262ZM143 221H142V220ZM148 219V220H147ZM145 220H146V222H145ZM149 220H151V224L149 223ZM173 220V221H174ZM191 220V221H190ZM199 220V221H198ZM197 221V222H196ZM188 222H189V224H188ZM263 222V223H262ZM143 223V224H142ZM147 223V224H146ZM199 223V224H198ZM236 223V224H235ZM238 223V224H237ZM148 224H150V225H148ZM191 224V225H190ZM147 227H146V226ZM178 227H177V226ZM181 225V226H180ZM189 225H190V227H189ZM239 225V226H238ZM134 226V227H133ZM208 226V227H207ZM262 226V227H261ZM182 227V228H181ZM203 227V228H202ZM206 227V228H205ZM215 227V228H214ZM135 228V229H134ZM144 228H145V230H144ZM178 228V229H177ZM199 228H201V229H199ZM209 228H211L210 230H208ZM177 229V230H176ZM186 229V230H185ZM206 229V230H205ZM214 230H216L217 231V234L214 232ZM179 231V232H178ZM207 232V234H206V232ZM209 231V232H208ZM133 232H134V234H133ZM148 232V231H147ZM154 231L152 230V233H153ZM145 233H146V235H145ZM149 233V232H148ZM151 233V232H150ZM216 235H215V234ZM244 233H245V235H244ZM142 234V235H141ZM204 234H205V236H204ZM212 234H214V235H212ZM246 235H248V236H246ZM191 236V237H190ZM212 236V237H211ZM206 237V238H205ZM209 237H211V238H209ZM217 238V237H216ZM215 238V239H216ZM135 239V240H134ZM206 239V240H205ZM210 239V240H209ZM191 240V241H190ZM195 240H196V243H195ZM219 240H221V239H219ZM221 240V241H222ZM136 241V242H135ZM208 241V242H207ZM210 241H211V244H210ZM134 242L136 243L135 244V246H134ZM217 242H220V241H218V239H217ZM148 243V244H147ZM210 245H209V244ZM214 244V243H213ZM198 245V246H197ZM242 245H245V246H242ZM146 246V247H145ZM132 247V248H131ZM143 247V248H142ZM199 247V248H198ZM210 247V248H209ZM131 248V249H130ZM186 248V249H185ZM198 248V249H197ZM243 250H242V249ZM263 248V249H262ZM235 249V250H234ZM213 250V251H212ZM133 251V250H132ZM153 251V252H152ZM214 251H215V253H214ZM213 253V254H212ZM218 253V254H217ZM220 253V254H219ZM224 253H225V251H224ZM117 255H119V256H121V257H124L123 256V254L121 253V252H118V253H116ZM211 254V255H210ZM216 254V255H215ZM155 255V256H154ZM219 255V256H218ZM146 256V257H145ZM211 256V257H210ZM221 256V257H220ZM263 256V257H262ZM225 257V258H224ZM158 258V259H157ZM212 258V259H211ZM213 258H215V260H213ZM218 258H219V260H221V261H218ZM222 258H224V259H222ZM263 259V260H262ZM257 260V261H256ZM145 261L143 262V264H146L145 263ZM217 262V263H216ZM222 262V263H221ZM245 263V262H244ZM137 264H140V263H137ZM230 264V263H229Z\"/></svg>", "mask_w": 264, "mask_h": 264}]
</instances>
